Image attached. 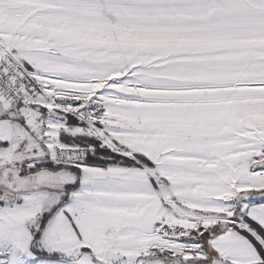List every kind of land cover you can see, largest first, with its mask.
<instances>
[{
    "label": "snow or ice",
    "instance_id": "obj_1",
    "mask_svg": "<svg viewBox=\"0 0 264 264\" xmlns=\"http://www.w3.org/2000/svg\"><path fill=\"white\" fill-rule=\"evenodd\" d=\"M0 264H264V0H0Z\"/></svg>",
    "mask_w": 264,
    "mask_h": 264
}]
</instances>
